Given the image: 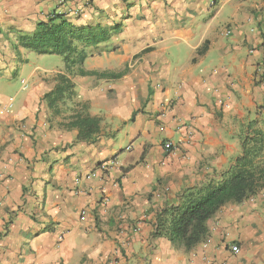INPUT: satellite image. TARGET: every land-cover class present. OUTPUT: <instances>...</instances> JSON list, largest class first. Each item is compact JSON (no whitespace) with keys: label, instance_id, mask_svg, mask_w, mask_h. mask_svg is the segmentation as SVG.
Masks as SVG:
<instances>
[{"label":"crops","instance_id":"crops-1","mask_svg":"<svg viewBox=\"0 0 264 264\" xmlns=\"http://www.w3.org/2000/svg\"><path fill=\"white\" fill-rule=\"evenodd\" d=\"M53 13L121 25L83 69L123 74L72 79L100 119L92 143L43 101L63 68L21 76L48 55L19 39ZM263 73L264 0H0V264H264L260 195L221 208L192 250L154 236L157 213L263 127Z\"/></svg>","mask_w":264,"mask_h":264},{"label":"trees","instance_id":"trees-1","mask_svg":"<svg viewBox=\"0 0 264 264\" xmlns=\"http://www.w3.org/2000/svg\"><path fill=\"white\" fill-rule=\"evenodd\" d=\"M120 30L119 24L76 27L68 22L67 14L53 13L36 25L32 35L19 39V46L25 50L63 59V73L55 77V86L44 94L43 101L53 116H65L64 128L77 131L76 143L96 141L101 126L99 118L90 116L86 106L75 101L72 79L79 76L114 80L123 74L83 69L84 61L91 56L89 50L107 43ZM256 123L249 124L242 138V155L227 171L184 190L177 203L157 213L154 236H164L171 244L192 250L207 240V223L221 208L243 203L264 190V123L263 127H256Z\"/></svg>","mask_w":264,"mask_h":264},{"label":"rangeland","instance_id":"rangeland-1","mask_svg":"<svg viewBox=\"0 0 264 264\" xmlns=\"http://www.w3.org/2000/svg\"><path fill=\"white\" fill-rule=\"evenodd\" d=\"M45 61L44 62H37L33 64H37V65H28V67L25 65V70L23 73H21V76H23V78L27 77L28 71L31 70L34 66H38L40 68V70H60V69H64V65L62 62V59L59 57H53V56H44Z\"/></svg>","mask_w":264,"mask_h":264},{"label":"built area","instance_id":"built-area-1","mask_svg":"<svg viewBox=\"0 0 264 264\" xmlns=\"http://www.w3.org/2000/svg\"><path fill=\"white\" fill-rule=\"evenodd\" d=\"M59 14H61V13H59ZM224 33H225V35H228L229 33H230V31H229V29H225V31H224ZM262 83L264 84V73H263V76H262ZM163 149H164V151H166L167 153H170V152H172L173 151V145L170 143V142H167V143H164L163 144ZM92 177H94V175H92ZM261 196V197H263L264 198V190L263 191H261V192H259L256 196ZM255 196V197H256ZM255 197H252V198H250L249 200L251 201V200H253ZM205 243L207 244L208 243V241L206 240L205 241ZM231 252L232 253H234V254H237L238 252H239V249H238V247H236V246H231Z\"/></svg>","mask_w":264,"mask_h":264}]
</instances>
